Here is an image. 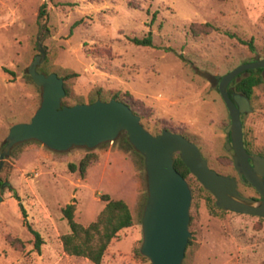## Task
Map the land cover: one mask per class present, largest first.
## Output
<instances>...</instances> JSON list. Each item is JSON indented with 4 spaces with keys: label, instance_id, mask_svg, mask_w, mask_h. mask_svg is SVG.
Instances as JSON below:
<instances>
[{
    "label": "rangeland",
    "instance_id": "rangeland-1",
    "mask_svg": "<svg viewBox=\"0 0 264 264\" xmlns=\"http://www.w3.org/2000/svg\"><path fill=\"white\" fill-rule=\"evenodd\" d=\"M149 31L151 46L131 41ZM249 40L254 51L242 42ZM36 55L39 69L78 73L65 81L72 95L88 102L95 89L107 98L119 93L148 131L187 136L210 167L237 180L243 197L259 198L226 149L230 118L217 85L236 65L264 57V0H0V150L11 125L28 122L40 104L41 87L27 72ZM261 74L251 110L242 114L253 153L264 150V69ZM118 144L92 148L99 158L85 177L68 168L78 164L84 146L54 151L31 139L11 149L0 176L19 201L8 188L0 193V264H94L63 251L60 237L70 228L61 209L74 200L75 221L87 225L103 208L104 193L128 204L133 224L118 232L100 264H143L132 249L142 241L137 201L147 197L146 173L136 169L139 157ZM187 182L192 222L183 263L264 264V220L218 210L192 173ZM26 221L42 238L40 251Z\"/></svg>",
    "mask_w": 264,
    "mask_h": 264
},
{
    "label": "water",
    "instance_id": "water-1",
    "mask_svg": "<svg viewBox=\"0 0 264 264\" xmlns=\"http://www.w3.org/2000/svg\"><path fill=\"white\" fill-rule=\"evenodd\" d=\"M43 54V49L40 48ZM36 55L27 68L33 82L41 87V101L28 122L11 125L0 150V168L5 157L18 143L37 140L54 151L73 146L88 149L113 142L122 132L133 148L143 156L147 197L141 216L140 253L151 264H182L188 240L191 189L187 180L174 167V153L215 198L216 206L233 212L264 217V157L250 154L243 142L241 114L251 110L244 94H229V83L241 72L264 68V57L243 62L223 74L218 91L228 109L230 122L225 128L226 149L238 175L259 193L260 200L243 197L236 179L208 165L198 146L181 133L162 129L153 134L141 123L140 116L127 103L117 100L62 104L64 80L56 72L37 70Z\"/></svg>",
    "mask_w": 264,
    "mask_h": 264
},
{
    "label": "trees",
    "instance_id": "trees-1",
    "mask_svg": "<svg viewBox=\"0 0 264 264\" xmlns=\"http://www.w3.org/2000/svg\"><path fill=\"white\" fill-rule=\"evenodd\" d=\"M45 14H46V2L44 1L39 7V11L37 14L38 22L40 21V19H42L45 16ZM40 27L44 28L43 24H40ZM131 41L137 45L151 46L152 45L151 32L149 31L148 34L144 37H132ZM242 42L246 43L249 46V49L251 51H254L255 48L252 43V40L242 41ZM263 69L264 68H254V69H249V70H245L241 72L229 83L228 85L229 94L233 92H239L247 96L248 99L250 100L252 93H253V88L263 82V75L261 74ZM37 70L38 71L41 70L40 72L44 74H48L51 72V71H46L44 69H39V68H37ZM57 75L59 77H62L64 80V88H65L66 93L62 99V104L72 105L76 103H84V101L81 100L80 97L72 95V93L69 91L66 85V82H65L69 78L77 76L78 73L73 72V71H67L65 75H60L59 73H57ZM112 98L127 103V105L133 110L132 104L124 100L123 98H120L119 93L115 92L113 95L107 98L104 95H102L100 89H95L91 91L88 102L91 103L97 99L107 101ZM133 112L136 113L134 110ZM141 123L148 130L147 126H145V124L142 121ZM161 131L162 129L153 134L160 133ZM116 142H119L118 148L120 150L124 152H132L134 155L139 157L138 159L134 160L135 166L138 172H143V168H144L143 156L138 151H136L133 148V146L130 144V142L127 139L126 132L120 133V135L112 142V144ZM106 143L108 142L101 143L98 146H103ZM244 145L246 149H248L246 141L244 142ZM248 151L250 150L248 149ZM258 154L264 157V150L262 152H258ZM96 160H98L97 152L92 149L87 148L86 153L81 157L78 164L76 165L70 162L68 163V168L70 171L77 170L81 177H85L88 166L92 164L93 162H95ZM173 164L176 170L187 180L188 175H190L191 172L182 162L178 153H174ZM2 165H3L2 166L3 168L6 166L5 160L3 161ZM0 171H1V168H0ZM5 188H8L9 191H12V195L19 201V197L16 194V192L12 190V187L9 181L6 178H2L0 176V193H2ZM207 192L209 193L210 196H212V194L209 191ZM99 197L101 200L105 202V204L103 208L100 210V212L97 214L96 218L90 223H88L87 225H83L75 221L74 213H75L76 207H75L74 200L70 203L65 204L61 209L62 216L63 218L66 219L69 225V228H70L69 232L62 234L60 237L63 251L68 255L87 258L94 264H100L102 257L107 250L108 245L115 237H117L118 232L133 224V215L130 211L129 206L124 200L113 199L107 193L101 194ZM145 200H146V194L142 196V199L139 197L138 201L136 200L138 207H140V210L143 209ZM19 205L22 209L23 215L25 216L24 208L22 207V204L19 203ZM213 207L221 211L224 210V209L217 207L216 203H213ZM259 218L264 220V217H259ZM191 220H192V217L190 219L189 225H191V222H192ZM25 224L28 230L30 231V233L34 237L35 249L37 251H40V245L42 244V238L39 232L33 229L32 226L27 221L25 222ZM16 240L19 242H22L20 239H16ZM189 244H190V240H188L187 246ZM139 248L140 246L134 247L132 249V254H133L132 256L134 258L139 259L143 264H151L149 259L140 253Z\"/></svg>",
    "mask_w": 264,
    "mask_h": 264
},
{
    "label": "flooded vegetation",
    "instance_id": "flooded-vegetation-1",
    "mask_svg": "<svg viewBox=\"0 0 264 264\" xmlns=\"http://www.w3.org/2000/svg\"><path fill=\"white\" fill-rule=\"evenodd\" d=\"M232 94V93H231ZM249 104H250V100H249ZM243 114V113H242ZM242 114H241V121H242ZM243 125V124H242ZM228 135V134H227ZM227 137V136H226ZM243 142H245V137H244V131H243ZM245 146V145H244ZM246 148V147H245ZM247 151H248V149H246ZM248 153H250V154H258V153H253V152H251V151H248ZM259 155V154H258ZM204 158V157H203ZM209 165V164H208ZM240 177V176H239ZM234 178V177H233ZM240 179H242V180H244V181H246V182H248L247 180H245V179H243V178H241L240 177ZM236 183H237V180H236ZM249 183V182H248ZM250 184V183H249ZM251 185V184H250ZM258 193V192H257ZM259 194V193H258ZM251 199V198H250ZM254 200H260V195H259V198L258 199H254Z\"/></svg>",
    "mask_w": 264,
    "mask_h": 264
},
{
    "label": "crops",
    "instance_id": "crops-1",
    "mask_svg": "<svg viewBox=\"0 0 264 264\" xmlns=\"http://www.w3.org/2000/svg\"><path fill=\"white\" fill-rule=\"evenodd\" d=\"M97 154H98V158H99V152L97 151ZM136 197H137V194L135 192V197H134V201L136 200ZM128 205V204H127Z\"/></svg>",
    "mask_w": 264,
    "mask_h": 264
}]
</instances>
